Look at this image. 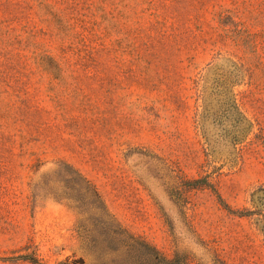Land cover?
Wrapping results in <instances>:
<instances>
[{
	"label": "rangeland",
	"instance_id": "374dc122",
	"mask_svg": "<svg viewBox=\"0 0 264 264\" xmlns=\"http://www.w3.org/2000/svg\"><path fill=\"white\" fill-rule=\"evenodd\" d=\"M0 264H264V0H0Z\"/></svg>",
	"mask_w": 264,
	"mask_h": 264
}]
</instances>
